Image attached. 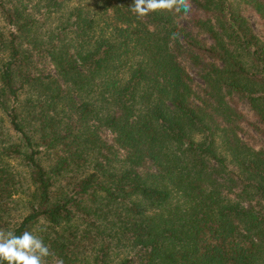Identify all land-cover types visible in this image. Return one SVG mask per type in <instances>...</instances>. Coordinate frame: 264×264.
I'll list each match as a JSON object with an SVG mask.
<instances>
[{
  "label": "trees",
  "instance_id": "1",
  "mask_svg": "<svg viewBox=\"0 0 264 264\" xmlns=\"http://www.w3.org/2000/svg\"><path fill=\"white\" fill-rule=\"evenodd\" d=\"M190 2L0 0V229L48 264H264V0Z\"/></svg>",
  "mask_w": 264,
  "mask_h": 264
},
{
  "label": "clouds",
  "instance_id": "2",
  "mask_svg": "<svg viewBox=\"0 0 264 264\" xmlns=\"http://www.w3.org/2000/svg\"><path fill=\"white\" fill-rule=\"evenodd\" d=\"M129 10L137 17L157 10L187 15L192 5L190 0H132ZM52 255L49 245L32 231L17 235L14 230L0 229V264H48L47 258ZM56 264H63V260L57 258Z\"/></svg>",
  "mask_w": 264,
  "mask_h": 264
},
{
  "label": "rangeland",
  "instance_id": "3",
  "mask_svg": "<svg viewBox=\"0 0 264 264\" xmlns=\"http://www.w3.org/2000/svg\"><path fill=\"white\" fill-rule=\"evenodd\" d=\"M250 18H252V23H253V26H254L255 31L262 32L263 26L261 24V21L258 18H256L255 16H250ZM0 26H3V22L1 20V18H0ZM193 74L196 76L195 72H193ZM241 107L244 110V112L246 114V117L250 121H253V117H252L251 112L249 111L247 105L245 103H241Z\"/></svg>",
  "mask_w": 264,
  "mask_h": 264
}]
</instances>
